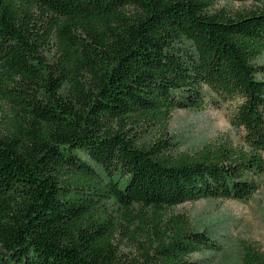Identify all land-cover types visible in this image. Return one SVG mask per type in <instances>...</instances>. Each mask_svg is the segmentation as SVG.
Returning a JSON list of instances; mask_svg holds the SVG:
<instances>
[{
  "label": "trees",
  "instance_id": "trees-1",
  "mask_svg": "<svg viewBox=\"0 0 264 264\" xmlns=\"http://www.w3.org/2000/svg\"><path fill=\"white\" fill-rule=\"evenodd\" d=\"M218 1L0 0L11 108L0 264H198L189 258L219 251L167 217L202 199L246 203L264 176V0H229L252 5L233 13ZM209 95L237 102L242 143L178 151L165 132L172 113ZM134 215L142 254L128 258L118 238ZM239 263L264 264V252L243 241Z\"/></svg>",
  "mask_w": 264,
  "mask_h": 264
},
{
  "label": "rangeland",
  "instance_id": "rangeland-1",
  "mask_svg": "<svg viewBox=\"0 0 264 264\" xmlns=\"http://www.w3.org/2000/svg\"><path fill=\"white\" fill-rule=\"evenodd\" d=\"M251 6V3L229 0H219L216 3V9H226L230 13L249 9ZM51 53L53 52L47 54ZM260 63L264 64V55ZM214 101H218L217 98L209 95L205 106L200 110L182 109L172 113L165 132L169 140L176 144L175 148L178 151L192 152L207 144L225 141L235 146L242 143V131L231 123L237 102ZM10 109L8 103L0 97V131L4 127L5 114L9 113ZM163 132L158 129L155 135L149 138H161ZM175 216L188 219L193 229L207 232L214 242L221 246L216 253H196L189 261L198 264H240L239 256L243 241L264 252V176L258 182L253 198L246 203L202 199L171 208L167 217ZM133 218L132 225L125 222L127 228L122 230L118 238L120 252L128 258L139 257L142 254V246L131 239V235L141 227L142 222L136 215ZM141 241L144 242V239L141 238Z\"/></svg>",
  "mask_w": 264,
  "mask_h": 264
}]
</instances>
